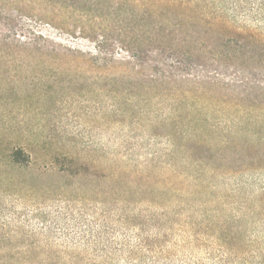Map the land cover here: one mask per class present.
<instances>
[{
    "label": "rangeland",
    "instance_id": "rangeland-1",
    "mask_svg": "<svg viewBox=\"0 0 264 264\" xmlns=\"http://www.w3.org/2000/svg\"><path fill=\"white\" fill-rule=\"evenodd\" d=\"M170 1H146L153 22L167 9L166 20H175ZM211 1L209 78L197 103L204 120L184 98L175 118L180 150L172 157L182 170L183 160L205 149L243 158L233 174L213 175L210 194L197 196L231 215L264 197V0ZM118 2L0 0V264H178L207 257L190 225L179 228L180 217L170 213L174 194L165 196L172 191L160 194L163 182L190 192L192 181L160 163L168 157L149 162L171 149L172 101L143 89L134 95L123 78L110 84L100 73L109 63L131 65L119 60L126 55L113 30ZM160 49L149 47L144 60L172 68L180 60L185 70L201 72L195 61ZM13 146L24 152L18 165L8 156ZM146 174L156 187L146 188ZM235 184L243 186L239 193ZM261 207L253 219L245 216L259 238Z\"/></svg>",
    "mask_w": 264,
    "mask_h": 264
},
{
    "label": "trees",
    "instance_id": "trees-1",
    "mask_svg": "<svg viewBox=\"0 0 264 264\" xmlns=\"http://www.w3.org/2000/svg\"><path fill=\"white\" fill-rule=\"evenodd\" d=\"M146 1L120 0L114 7L119 22L113 30L116 32L115 35L119 37L117 38L119 48L126 55V57L119 58V60L121 64H123L122 62H129L127 64L131 65L128 69L124 67L126 66L124 64L118 66L109 63L100 68V73L104 74L103 77L110 84H115L119 78H123L122 83H125L126 89L131 92L133 89H143L146 90L145 93L151 92L152 96L156 98L165 95L172 101L171 113L173 114L174 123L176 122L175 118L178 117V106L183 102L184 98L192 100V104L189 107L193 109L192 112H196L199 118L204 120L203 112L197 106V103L201 100L199 93L205 91V84H207L209 78L206 70V42L208 28L212 22L210 17L212 1L171 0L170 7L176 11L173 14L176 17L175 20L171 21L169 18L166 20V16L170 12L167 9L168 11L158 10L155 13L160 17L155 22L151 19L152 13ZM129 2L132 3V7L128 5ZM135 8L138 11H135ZM103 38L107 37L103 36ZM102 42L106 41L103 40ZM151 46L161 48L160 52L173 51L179 53L185 56L186 60L195 61V64H198L202 70L199 74L194 75L192 72H189L192 68L185 70L180 66V60H176L177 66L174 68H172V65H166L153 59L146 62L144 58L150 52L149 47ZM190 76L193 78H189ZM180 83L181 85L187 84L186 89L179 88ZM179 89L181 90L179 91ZM133 94H138V92H134ZM144 99L146 102H150V95ZM196 108L197 110H195ZM181 131V124L175 123L173 132L170 134V140L168 137V140L171 142L169 144L171 148L169 152L159 154V156L149 161L151 164L158 158L168 157L166 161H160V163L168 164V166H172L171 164H173V172L176 174L178 170L177 175H183L188 182L191 180L194 187L192 191L186 192L183 188H179V186L163 182L164 189L160 191V189L155 188L162 195L163 191H172L165 198L168 201L174 194L175 204L170 213H172V216L180 217L177 225L179 228L184 229L185 225L189 224V227L193 231L191 236H193V241L197 248L203 247L209 249L206 253V258L194 257L193 259H182L178 264H264V236L259 238L257 235L252 234L249 227L252 226L253 228L256 225L255 221H249L245 218L246 216L253 219L258 210L262 209L264 197H255V205L252 204L250 207L241 205L245 210L241 212L235 210L236 213L231 215H224L221 206H206L208 200H201V197L197 198V196L206 197L207 194H210L209 189L214 187L211 186V180L213 179V175H217L218 170L222 172V176L233 174L235 172L233 168L243 162L244 159L239 156L225 157L223 154H213L209 149H205L201 156H194L191 162L183 160V170L180 167L177 168V164L173 161L172 156H176L180 150L176 139L178 136H181ZM23 153L22 148L18 146L11 147L8 150L11 163L18 165ZM206 172L211 175L208 174L205 177ZM143 178L145 183L149 184L147 185L146 183V188L148 189H152L158 184V182L151 180L147 174L143 175ZM177 185L182 187L180 183ZM242 187L241 184H235L233 191L239 193ZM194 204H196V207ZM170 213L163 212L161 216L169 220L170 216L168 215ZM196 213L199 220L192 219L193 214ZM151 216L154 217V215ZM183 216L186 219L192 220H183ZM201 238H203L202 242ZM204 238H211V241L208 244H204L206 241ZM141 241L145 244V241Z\"/></svg>",
    "mask_w": 264,
    "mask_h": 264
}]
</instances>
